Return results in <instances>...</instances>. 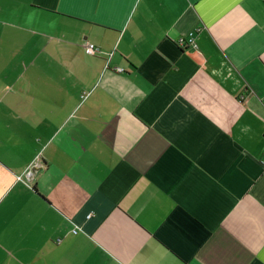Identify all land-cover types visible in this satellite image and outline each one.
Here are the masks:
<instances>
[{"label": "crops", "instance_id": "obj_1", "mask_svg": "<svg viewBox=\"0 0 264 264\" xmlns=\"http://www.w3.org/2000/svg\"><path fill=\"white\" fill-rule=\"evenodd\" d=\"M263 157L264 0H0V264H264Z\"/></svg>", "mask_w": 264, "mask_h": 264}, {"label": "built area", "instance_id": "obj_2", "mask_svg": "<svg viewBox=\"0 0 264 264\" xmlns=\"http://www.w3.org/2000/svg\"><path fill=\"white\" fill-rule=\"evenodd\" d=\"M197 32L198 29H192L189 32L185 33V34H181L177 37L176 41L177 44L181 47H189V46H194L197 47L198 43H197ZM85 49L88 53H95V51L98 49L95 43L92 42H88L85 45ZM262 164L264 166V157L262 158ZM77 230L75 229V232Z\"/></svg>", "mask_w": 264, "mask_h": 264}]
</instances>
